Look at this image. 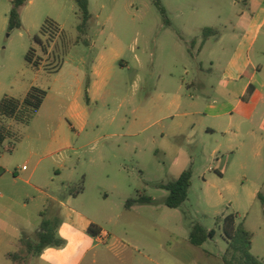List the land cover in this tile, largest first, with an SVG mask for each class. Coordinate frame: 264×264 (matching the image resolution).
<instances>
[{
  "label": "rangeland",
  "instance_id": "1",
  "mask_svg": "<svg viewBox=\"0 0 264 264\" xmlns=\"http://www.w3.org/2000/svg\"><path fill=\"white\" fill-rule=\"evenodd\" d=\"M249 1L89 0L92 18L79 29L82 20L75 0H27L20 8L22 27L10 30L9 14L13 0H0V100L5 96L24 99L32 89V83L35 84L33 87L46 91L42 105L28 121L5 119L4 123L13 136L0 146L1 172L5 168L16 171L18 165L21 168L26 165L32 170L35 162L32 164L28 160L30 154L44 151L45 146L38 145L41 142L46 144L53 135L56 136L55 130L62 120L64 125L59 128L54 142L69 140L75 148L81 147L84 135H79L74 129L66 109L76 89L73 84L74 66L80 59H93L97 52L92 48L94 40L97 49L106 48L108 51L119 49L121 44L129 46L124 59L130 63L128 69L111 72L113 77L108 91L114 88L117 91L116 79L121 77L117 96H109L98 104L90 103L84 95L80 99L91 113L88 140L98 142L89 151L75 152L74 161L67 163L71 170L61 169V177L52 171L46 172L44 164L33 180L62 201L67 211L81 213L92 221L87 233H79L71 224L63 222L60 213L63 206L59 208L45 199L25 200L22 196L18 198L13 213L7 217L0 215V264L6 263L4 251L9 245L8 234H15L23 223H31V229H40L44 221L55 228L56 238L63 244L31 257L26 242H23L17 251L20 258L13 262L9 260V264H104L99 257L102 251H106L110 259L106 264H121L125 254L120 249L107 251L89 229L93 226L114 232L117 225L128 219L158 221L161 224L180 222L184 234L190 233L194 224L207 231L215 230L216 235L207 248L217 253L218 246H226L221 223L218 222L231 213L236 214L237 223H244L253 234L252 253L264 263V207L257 198L259 192L264 194V131L260 140L228 135L222 141L218 157L212 155L218 146V137L209 138L205 146L194 154L197 167L193 183L188 200L178 211L166 206L168 192L158 188L172 179L158 163L162 158L158 144L152 138L157 137V133H144L133 138L119 136L126 116L133 117L128 105L119 109L120 102L135 97L138 109L147 106L148 92L153 91L161 71L172 72L177 82L185 78V84L196 82L200 86L205 79L214 77L218 85L221 69L241 44L239 15L252 11ZM45 27L48 28L46 33L45 29L42 32ZM207 28L219 31L223 40L218 43L212 36L211 40L205 39L202 54L196 58L202 45L200 41L194 44V40L206 38L203 30ZM102 29L104 33L99 36ZM111 34H116L120 41L113 39ZM263 44L264 35H260L250 52L255 62L262 60ZM188 48L195 52V59L185 53ZM30 50H33L34 62L46 63L38 74V68L26 61ZM142 50L148 53L143 54ZM150 52L153 56L149 55ZM209 57L217 63L213 71L210 70ZM187 95L190 101V92ZM261 101L259 96L250 106L264 112ZM247 128L245 126L244 131ZM115 133L117 137L113 136ZM126 141L133 146L136 142L143 144L146 152L142 154L140 149L136 151L133 147L126 152ZM112 143L120 147L113 150L109 147ZM70 152L67 150L64 154L70 155ZM102 155L104 159H101ZM51 164L48 161V165ZM210 166L219 169L222 177L216 171L209 173ZM140 170L144 176L140 175ZM15 177L8 174L2 182L8 189H14L11 185L18 179V190H21L25 186L24 181ZM81 187L84 190L79 193ZM143 194L151 197L153 203L137 207L134 213L127 212L126 201ZM25 238H28L25 241H36L37 236L32 234Z\"/></svg>",
  "mask_w": 264,
  "mask_h": 264
},
{
  "label": "crops",
  "instance_id": "2",
  "mask_svg": "<svg viewBox=\"0 0 264 264\" xmlns=\"http://www.w3.org/2000/svg\"><path fill=\"white\" fill-rule=\"evenodd\" d=\"M249 6H251L252 11L242 12L239 15L241 44L239 43L228 64L221 69L222 74L219 77L218 85L215 84L214 77L205 79L204 82L200 83V86L196 82L185 84V78L182 82H177L174 74L165 70L158 75L152 88L153 91L148 92L147 106L138 109L135 106V97L121 101L119 104V109H122L125 104L128 105L129 112L133 116L132 118L126 116L125 124L121 126L123 132L119 136L133 138L144 133H157V137L153 136L152 138L154 142H157L158 153L162 158L158 163L163 165L164 171L172 180H176L188 169H191L192 173L195 172L197 158L194 157V154L199 152V148L205 146L209 138L218 137V146L212 151V155L218 157L221 154L222 141L228 135L243 136L244 140L246 137L260 140L264 131V112L259 108L256 109L257 107L250 106L259 96H261V102L264 104V44L261 48V50L263 49L261 61L255 62L250 55L260 35H264V0H250ZM212 30L213 32H209L206 38L194 40V44L200 41L202 45L197 51L196 58L202 54L205 39L206 41L211 40L212 36L218 43L223 40L219 31ZM103 33L104 30L102 29L99 36ZM111 37L120 41L116 34H111ZM96 46V40H94L92 48L96 49L97 52L93 59H80L76 64L77 66H74L76 72H74L73 84L76 89L70 105L66 109V115L71 120L74 129L79 135H84L81 147L75 148L69 140L54 142L59 128L64 125L62 120L55 130L56 136L53 135L46 144L41 142L38 145L40 147L45 146L44 151L41 154H30L28 160L32 161V164L35 162L32 170L30 168L24 170L23 167L26 165H23L22 168L18 165L16 171L12 172L11 168H5L1 172L0 156V215L3 214L7 217L8 214L13 213L18 198L22 196L25 200L31 201L37 199L51 200L59 208L63 206L60 211L63 222L71 224L79 233H87L86 231L92 221L81 213L67 211L62 201L50 195L42 186L35 184L33 180L37 171L44 164L46 165L44 169L46 172L52 171L61 177L63 175L61 169H69L67 163L74 161L75 152L79 150L89 151L98 142V140H88L91 113L87 107L80 103V99L84 95L90 103L98 104L103 99L120 93L118 88L120 90L121 77L116 79L117 91L115 88L108 91L113 77L111 72L114 69L120 71L128 69L130 63L124 59V54L129 50V46L121 44L119 49L110 51L106 48L97 49ZM184 51L195 59L193 49L188 48ZM142 53L148 52L142 50ZM149 55L153 56V53L150 52ZM209 58L212 67L210 70L213 71L217 63L212 57ZM44 65H46L45 62L35 66L38 68L37 74L41 72L40 70ZM30 66L33 65L30 64ZM201 70H203L202 66ZM37 76L36 81L38 80ZM86 79L87 82H85ZM33 85L35 84L32 83L31 86L33 87ZM250 89L252 92L249 94ZM188 92H190V101L187 99ZM127 97L126 95L125 98ZM129 121H131L130 124ZM245 126H248L247 131H244ZM113 136L117 137L116 133ZM109 147L116 150L120 145L117 144L116 146L112 143ZM124 147L126 152L131 147L136 148V151L140 149L142 154L146 152L145 146L139 142L133 146L132 143L126 141ZM257 147L260 148L261 145L258 144ZM67 150L72 151L70 155L64 154ZM201 155H204L203 151H201ZM101 159H104L103 155ZM48 161L52 163L50 166ZM216 161L219 162V159ZM213 171L222 177L219 169L212 166L208 167L209 173ZM140 173L141 176H144L142 170ZM8 174L20 178L21 181H24L25 186L18 190V179H15L14 184L11 185L14 189H8L2 182ZM210 175L216 177L213 174ZM5 182L7 183V181ZM114 188L116 189L117 186L114 185ZM83 190L84 188L81 187L79 193H82ZM141 205L143 204H135L127 212L134 213L137 207ZM24 206L27 207L25 204ZM180 208L174 210L178 211ZM16 216L22 218L18 214ZM25 221L28 222V220ZM28 224L23 223L22 226L20 224V228L15 231V234H8L9 245L4 251L5 264H9V254L21 249V241L23 239L28 240L25 236L36 235L39 231V229H31V223ZM115 230L109 232L95 228L97 235L100 233L109 235V240L104 244L107 251L120 249L121 253L125 254L124 258H121V264L126 262H128L126 264H225L223 256L227 249L226 242L225 247L218 246L217 253L207 248L208 243H211L213 239L208 240L202 246H195L189 240L190 233L184 234L183 225L180 222L161 224L158 221L128 219L117 225ZM50 247L53 246H49L43 251ZM99 257L104 264L110 262L106 251L100 252ZM212 261L216 262L211 263Z\"/></svg>",
  "mask_w": 264,
  "mask_h": 264
},
{
  "label": "trees",
  "instance_id": "3",
  "mask_svg": "<svg viewBox=\"0 0 264 264\" xmlns=\"http://www.w3.org/2000/svg\"><path fill=\"white\" fill-rule=\"evenodd\" d=\"M27 0H13V8L9 14V29H19L22 27V21L20 16V8H22ZM79 8V16L82 23L79 29L84 27L87 22L92 18L89 12V0H75ZM163 14L165 11L162 10ZM49 26H53L50 24ZM58 29V27H55ZM47 29V27L43 28ZM209 32H213L212 29H205L204 35H208ZM33 50H30L26 56V61L34 66L39 64L33 61ZM249 90V94L251 93ZM46 97V91L32 87L27 93L26 97L22 100L14 97L5 96L0 100V146L9 138H12L13 133L11 129L5 125V119H11L14 121L25 122L32 117L40 106L42 105ZM193 183V173L191 169L184 171L176 180H172L168 183H163L158 186L160 189H164L168 192L165 204L170 209L180 208L187 200L189 190ZM257 198L262 202L264 207V194L259 193ZM153 199L147 195H139L137 198L128 199L125 203V209L130 210L135 204H151ZM264 210V209H263ZM221 223L222 236L227 243V249L223 256L225 264H264L258 257L252 253V240L253 234L245 227L244 223H237V216L231 213L227 216H223L218 222ZM90 234L96 236L98 233L92 226L89 229ZM216 235L215 230L207 231L201 225L194 224L191 228L189 235L190 242L195 246H202L208 240L214 239ZM36 241H25L27 252L31 257L40 255L43 250L49 246H61L63 242L56 238L55 228L50 227L47 222L41 224V228L36 234ZM18 252L9 254L10 260L16 261L20 258Z\"/></svg>",
  "mask_w": 264,
  "mask_h": 264
},
{
  "label": "built area",
  "instance_id": "4",
  "mask_svg": "<svg viewBox=\"0 0 264 264\" xmlns=\"http://www.w3.org/2000/svg\"><path fill=\"white\" fill-rule=\"evenodd\" d=\"M23 169H27L26 166L23 167ZM98 242L105 244L107 240H109V235L107 233H100L99 235L96 236Z\"/></svg>",
  "mask_w": 264,
  "mask_h": 264
},
{
  "label": "flooded vegetation",
  "instance_id": "5",
  "mask_svg": "<svg viewBox=\"0 0 264 264\" xmlns=\"http://www.w3.org/2000/svg\"><path fill=\"white\" fill-rule=\"evenodd\" d=\"M47 29H48V28H47ZM47 29H45V33H46Z\"/></svg>",
  "mask_w": 264,
  "mask_h": 264
}]
</instances>
